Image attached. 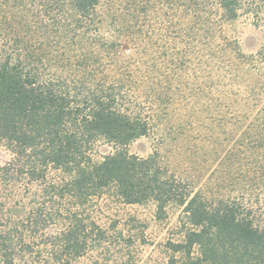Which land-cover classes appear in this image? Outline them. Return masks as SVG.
Segmentation results:
<instances>
[{
    "label": "trees",
    "instance_id": "16d2710c",
    "mask_svg": "<svg viewBox=\"0 0 264 264\" xmlns=\"http://www.w3.org/2000/svg\"><path fill=\"white\" fill-rule=\"evenodd\" d=\"M243 13L264 0H0V264H264V42L224 35ZM148 34L159 82L127 54ZM103 203L181 207L179 238L135 255Z\"/></svg>",
    "mask_w": 264,
    "mask_h": 264
},
{
    "label": "rangeland",
    "instance_id": "374dc122",
    "mask_svg": "<svg viewBox=\"0 0 264 264\" xmlns=\"http://www.w3.org/2000/svg\"><path fill=\"white\" fill-rule=\"evenodd\" d=\"M260 16L256 18L243 13L236 21L225 25L224 35L230 40H238L246 53L255 51L264 42V13ZM142 36H135V43H132V47L127 53L132 54V68L138 79L153 82V79L158 78L156 81L159 82L163 80L159 77V69L165 70V65L160 62L156 63V53L154 52L158 51L159 48L151 47L152 42L148 40V36H150L155 42L156 37L154 34H148L145 38ZM185 74L182 69L177 70L174 76L175 82L184 85L188 76ZM161 133L163 130L135 140L129 145V151L140 156L149 155L156 147L162 145ZM162 153L165 154V146ZM11 156L6 148L0 146V166L9 161ZM181 216V207L171 206L159 212L154 203H103L102 207H97L96 210V218L99 223L109 226L112 222L117 221L118 228L122 229L126 236H131L132 247L130 251L145 258L157 257L165 251L164 243L166 240L179 238L178 225ZM81 262L82 264H90L87 257Z\"/></svg>",
    "mask_w": 264,
    "mask_h": 264
}]
</instances>
